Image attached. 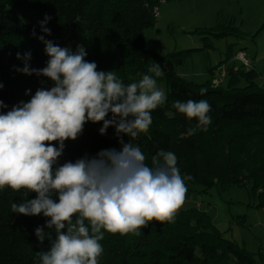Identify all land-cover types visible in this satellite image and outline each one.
Masks as SVG:
<instances>
[{"label":"trees","instance_id":"trees-1","mask_svg":"<svg viewBox=\"0 0 264 264\" xmlns=\"http://www.w3.org/2000/svg\"><path fill=\"white\" fill-rule=\"evenodd\" d=\"M160 0H0V100L11 110L19 102H27L43 87L45 77L28 76L16 71L24 66L23 56L31 53L32 68H43L49 57L44 41H51L73 51L83 45L85 57L94 61L98 70H114L128 85L139 82L153 64H159L169 87L165 102L152 112V125L131 142L146 156L145 163L159 150L172 151L177 167L188 184H199L205 190L217 185L228 188L234 184L251 183L258 195L257 207H264V87L257 82L253 67L236 64L225 66L229 82L214 85L187 81L178 76L176 66L183 64L184 51L161 54L148 47L145 30L157 20L155 7ZM26 5L35 10L43 24L24 22L18 8ZM51 19L45 22V17ZM50 29L51 34L44 32ZM262 26L252 35L254 38ZM216 36L246 35L233 18L222 20L211 28L197 29ZM35 33V35H33ZM20 53L21 59H17ZM212 70V69H211ZM244 77L245 85L239 84ZM31 93L26 95V90ZM204 94L201 95V91ZM206 100L211 105L207 130L197 128V120H188L174 104L177 100ZM111 114H109L110 118ZM102 122H87L82 134L65 141L59 164L75 162L85 156H95L102 149H120L115 129L99 133ZM189 128L196 129L187 135ZM131 139L124 137L125 142ZM58 147V144H57ZM10 188L0 190V264H40L38 253L46 251L50 242L41 244L35 229L45 225L48 218L14 213L12 203L35 198ZM75 219V217L73 218ZM87 223V222H86ZM55 237L54 230L45 229ZM103 231V230H102ZM139 235L105 232L100 241L103 254L99 264H258L255 253L225 237L212 217L197 207L180 209L174 222L151 221L139 230Z\"/></svg>","mask_w":264,"mask_h":264},{"label":"clouds","instance_id":"clouds-1","mask_svg":"<svg viewBox=\"0 0 264 264\" xmlns=\"http://www.w3.org/2000/svg\"><path fill=\"white\" fill-rule=\"evenodd\" d=\"M49 19L46 16L45 22ZM43 30L51 34L50 29ZM39 39L49 57L46 66L32 68L29 52L16 71L45 77L52 86L38 88L27 102L0 113V190L36 194L12 203L11 209L48 218L35 229L41 244L50 242L38 253L40 264H99L105 232L139 235L153 220L174 222L185 203L187 188L175 153L159 150L149 166L141 148L131 142L149 131L152 112L165 102V92L150 75L125 85L114 70H98L96 62L85 59L83 45L73 51L44 41L43 36ZM151 72L164 75L158 63ZM6 107L0 100V109ZM174 107L188 120L196 119L197 128L206 131L211 123L206 100H177ZM89 121L102 122L101 135L113 127L120 149H102L95 156L59 164L65 141H75ZM195 131L189 128L187 135ZM125 136L131 139L125 142ZM45 229L54 230L55 237Z\"/></svg>","mask_w":264,"mask_h":264},{"label":"rangeland","instance_id":"rangeland-1","mask_svg":"<svg viewBox=\"0 0 264 264\" xmlns=\"http://www.w3.org/2000/svg\"><path fill=\"white\" fill-rule=\"evenodd\" d=\"M158 9L155 24L145 30L148 47L161 54L184 51L183 64L176 66V73L187 81L204 83L217 74L218 68L233 63V53L241 48L243 52L248 51L253 45V36L244 37L240 42L244 45H241L231 41L233 36L196 32L232 16L238 20L240 5L236 0H164ZM18 14L24 22L43 24L40 15L26 5L18 8ZM148 75L156 79L157 87L167 98V80L163 76L155 77L151 68ZM51 86L52 82L46 79L43 87ZM188 186L191 188L189 196L181 209L197 207L206 211L225 237L250 251L258 250L260 241H264V224L260 226L257 222L260 219L264 223V207L256 206L258 195L251 183L228 188L214 185L207 190L199 184L189 183Z\"/></svg>","mask_w":264,"mask_h":264},{"label":"crops","instance_id":"crops-1","mask_svg":"<svg viewBox=\"0 0 264 264\" xmlns=\"http://www.w3.org/2000/svg\"><path fill=\"white\" fill-rule=\"evenodd\" d=\"M236 1L238 2V5H240V9L239 11H237L238 13L237 15L239 18L238 20L234 19L235 16H232L230 18L234 17L233 19L235 20L236 25L240 28V30L243 33H245L246 35L245 37L252 36L264 23V0H236ZM242 39L244 38H237L233 36V39H231V41L232 42L237 41L236 43L244 45L240 43ZM242 50H244V48H241V50H237V51H242ZM244 53L251 60V67H253L256 73L258 74L257 82L259 83L260 86L264 87V29L260 31L257 34V36L254 38L252 47H250L248 51H244ZM233 63L235 64L236 62L233 60ZM216 72L218 74L220 72V68H218ZM216 75H214L212 78L209 79H213ZM222 80H223L222 83L225 84L229 82L230 76L226 75L225 77H222ZM239 84L240 85L246 84V80L244 79V77H241L239 79ZM257 224L261 226L264 223L262 222V220L259 219ZM257 249H258L257 251H252V250L250 251L249 249L247 250H249L252 253H255V257L258 264H264V241H260V246Z\"/></svg>","mask_w":264,"mask_h":264},{"label":"built area","instance_id":"built-area-1","mask_svg":"<svg viewBox=\"0 0 264 264\" xmlns=\"http://www.w3.org/2000/svg\"><path fill=\"white\" fill-rule=\"evenodd\" d=\"M161 2H163L164 0H160ZM155 15L158 16L159 15V9L158 7H155ZM233 60L239 61L240 64H236L235 69H238L239 66L241 65L244 68H251V60L245 55V53L243 51H238L235 55H233ZM226 76V70L225 67H220V72L219 74H217L213 79H212V83L214 85H219L220 83H222V77Z\"/></svg>","mask_w":264,"mask_h":264}]
</instances>
